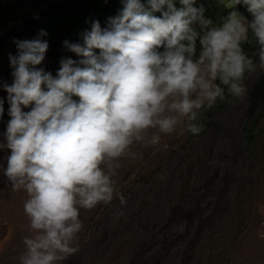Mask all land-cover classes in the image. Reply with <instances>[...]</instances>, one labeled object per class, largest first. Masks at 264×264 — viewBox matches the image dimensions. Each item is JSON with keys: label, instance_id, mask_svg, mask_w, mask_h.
Instances as JSON below:
<instances>
[{"label": "clouds", "instance_id": "clouds-1", "mask_svg": "<svg viewBox=\"0 0 264 264\" xmlns=\"http://www.w3.org/2000/svg\"><path fill=\"white\" fill-rule=\"evenodd\" d=\"M112 1L122 7L108 20L90 0L72 17L51 11L64 0H45L14 29L0 25V65L9 63L12 77L0 83V118L10 117L0 134V151L10 152L0 176L26 194L29 221L18 264H64L79 251L81 210L115 199L123 214L127 197L116 177L125 161L141 157L136 146L167 149L162 137L177 132L198 137L204 113L242 100L247 76L264 71V0H219L231 9L219 27L197 0ZM8 5L0 0L1 15ZM53 28L80 34L75 43L63 41L60 61V51H48ZM250 34L258 45L253 56L242 48Z\"/></svg>", "mask_w": 264, "mask_h": 264}, {"label": "rangeland", "instance_id": "rangeland-1", "mask_svg": "<svg viewBox=\"0 0 264 264\" xmlns=\"http://www.w3.org/2000/svg\"><path fill=\"white\" fill-rule=\"evenodd\" d=\"M4 1L9 8L1 15L0 6V25L11 30L25 12L41 10L45 0ZM197 5L217 27L231 11L219 0H197ZM236 10L247 18L246 7ZM196 49L199 53V38ZM0 67V83L11 84L9 63ZM263 74L248 75L242 100L229 98L205 112V131L198 137L177 132L162 137L167 149L136 146L141 157L125 161L116 177L127 197L123 214L118 215L115 199L81 210L79 251L64 264H264V239L257 237L264 231V108L255 127L247 120L250 92ZM9 119L0 118V134ZM248 129L252 141L246 139ZM8 154L0 151V166H6ZM25 199L0 176V264H18L24 251L23 238L29 235Z\"/></svg>", "mask_w": 264, "mask_h": 264}, {"label": "trees", "instance_id": "trees-1", "mask_svg": "<svg viewBox=\"0 0 264 264\" xmlns=\"http://www.w3.org/2000/svg\"><path fill=\"white\" fill-rule=\"evenodd\" d=\"M47 1H55V0H47ZM81 0L76 1V4L73 6V8H70L69 6H66L65 4L68 3V0H64V3L60 2H52L53 4L50 6L51 11H54L55 14L60 13V15L69 14L71 17L78 13V7ZM96 8V12L99 15V18L102 20H108L111 15H116L118 11L121 9L122 6L117 7L114 1L112 0H90V4ZM65 5V6H64ZM86 5V1H82L81 7ZM176 7H180V5H177ZM155 15L159 16L160 13H155ZM247 19L251 20V14L247 12L246 14ZM107 23V22H105ZM78 25H76V28ZM32 28H35L33 24H30L28 26V30L30 32H33ZM64 29V27H63ZM50 32H53L54 38H52V43L48 47V51L51 52V55H54V52L60 51V58L58 61H60L61 58H66L64 56L65 48H63V41L68 40L69 42H77L79 40V36L77 37H67L63 34V31H55L53 28L50 30ZM251 38V39H250ZM254 37L249 35V42L242 45L243 51L247 53L248 55L253 54L258 49V45L256 44V41L253 39ZM64 49V50H63ZM248 77V76H247ZM247 79V78H246ZM249 108L247 110V120L251 124L250 127H255L258 122L261 119V113L264 108V74L261 75L257 82L254 84L250 95H249ZM5 111L8 110V104L5 103ZM7 106V107H6ZM246 139L248 141H252L255 139L252 130L248 129L246 134Z\"/></svg>", "mask_w": 264, "mask_h": 264}]
</instances>
